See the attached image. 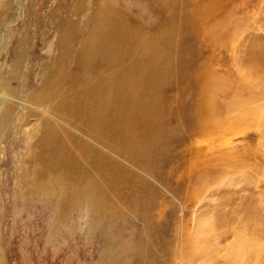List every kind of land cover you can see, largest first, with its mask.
I'll use <instances>...</instances> for the list:
<instances>
[{"label": "rangeland", "instance_id": "obj_1", "mask_svg": "<svg viewBox=\"0 0 264 264\" xmlns=\"http://www.w3.org/2000/svg\"><path fill=\"white\" fill-rule=\"evenodd\" d=\"M0 264H264V0H0Z\"/></svg>", "mask_w": 264, "mask_h": 264}, {"label": "bare ground", "instance_id": "obj_2", "mask_svg": "<svg viewBox=\"0 0 264 264\" xmlns=\"http://www.w3.org/2000/svg\"><path fill=\"white\" fill-rule=\"evenodd\" d=\"M102 33H103V31H101ZM101 34V33H100ZM112 34V33H111ZM114 34V36L116 37V34L115 33H113ZM104 35V34H103ZM118 35V34H117ZM98 36V35H97ZM100 36V35H99ZM120 36V35H119ZM109 38H111V37H109ZM96 36H95V40L94 41H96ZM97 40H99V38L97 39ZM107 40V39H106ZM111 40V39H110ZM109 40V41H110ZM106 42V41H105ZM90 43V42H89ZM106 44V43H105ZM90 46V45H89ZM107 46H109V45H107ZM110 46H112V44L110 43ZM87 48H88V46H86ZM91 48H92V46H91ZM90 48V49H91ZM93 49V48H92ZM86 50V49H85ZM105 50H107L106 48H105ZM100 52V51H99ZM158 52V51H157ZM85 56V55H84ZM123 56H125V55H123ZM162 70V69H161ZM160 69H158L157 68V70L155 71V73H157V74H161L162 73V71H161ZM79 96L80 95H78V96H72V97H67V99H66V103L67 104H70V103H72V102H77L78 100H79ZM68 110H72L71 108H68ZM153 115V113H152V111H150V110H145L143 107H139L138 109H137V111H136V116H135V122H145V121H147L151 116ZM62 152H63V149H62ZM93 204H94V206L98 209V208H100V209H102V207L103 208H105V204L103 203V201L100 199L99 200V195H98V200H97V198H95V199H93ZM109 206V205H108ZM99 210V209H98Z\"/></svg>", "mask_w": 264, "mask_h": 264}]
</instances>
